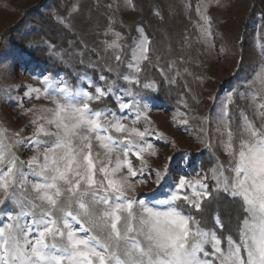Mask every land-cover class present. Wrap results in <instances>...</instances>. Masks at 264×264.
<instances>
[{
  "label": "snow or ice",
  "instance_id": "1",
  "mask_svg": "<svg viewBox=\"0 0 264 264\" xmlns=\"http://www.w3.org/2000/svg\"><path fill=\"white\" fill-rule=\"evenodd\" d=\"M212 6H220V0H197L194 6L181 0L197 35L193 41L185 29L181 55L169 59L165 69L142 28L130 44L120 43L126 37L114 28L117 13L135 12V0L97 3L95 11L103 8L106 20L102 34L112 38L98 48L85 44L80 52L72 45L64 55L99 69L98 79L84 73L72 84L57 74L33 72L39 87L15 89L22 93L15 101L9 95L28 119L18 130L0 126V264H264V68L246 82L247 91L230 90L199 120L200 136L207 137L208 147H219L226 160L214 156L206 172L178 174L171 183L174 157L167 158L163 171L153 168L152 158H158L153 140L163 134L153 128L143 94L158 88L147 69L156 68L169 82L192 75L187 67L181 72L188 63L184 53L194 43L212 46ZM159 7L153 4L150 11ZM80 12L77 3L57 19L71 30L72 17ZM153 14L164 20L161 11ZM176 14L177 7L169 5V15ZM10 56L12 64L0 61V66L28 63L23 49ZM237 99L248 102L251 117ZM108 100L115 108L97 106ZM179 103L188 112L177 110L185 118L177 122L174 116L173 123L187 130L192 109L183 94ZM152 174L150 182L146 177ZM147 185L148 192L139 190ZM220 195L236 205L231 230L220 213L207 226V205Z\"/></svg>",
  "mask_w": 264,
  "mask_h": 264
},
{
  "label": "rangeland",
  "instance_id": "2",
  "mask_svg": "<svg viewBox=\"0 0 264 264\" xmlns=\"http://www.w3.org/2000/svg\"><path fill=\"white\" fill-rule=\"evenodd\" d=\"M42 1L0 0V41L5 30L22 21L25 12L34 9L37 5V12L52 18L65 29L57 17L67 16L71 6L79 3L81 12L73 15V26L67 31L78 39L80 47L75 42L64 46L54 44L49 39H41L29 43L23 49L25 59L28 61L27 65L0 66V126L9 130H18L27 123L28 118L20 115L21 109L14 102H10L8 97L10 95L13 101L20 99L22 93L18 95L15 89L24 85L31 84L39 87L33 72L37 75L41 71L57 74L59 78L67 79L72 84L77 83L76 77L84 73L89 78L98 79L99 69L93 71L81 65L79 56L70 57L64 53L71 51L72 45H76V52L83 50L85 44L90 48H98L101 40L112 38L104 37L102 34L103 25L106 23L104 16L101 15L103 8L100 12L94 9L97 3L104 5L109 0H45L41 5ZM135 2L137 4L135 12L122 8L117 13L118 22L114 28L126 37L120 43L130 44L138 35L136 29L142 28L151 38L156 53L161 57L159 66L166 69L169 59L181 55L180 42L185 29L192 34L193 41L196 39V29L192 28L188 19L185 18L181 0H135ZM189 2L194 6L197 0H189ZM153 4L159 5V9L150 11ZM169 5L177 7L176 15H169ZM157 10L164 16L163 21L153 14ZM209 14L213 20L212 46L194 43L192 48L185 50L184 53L188 63L181 65V72L183 67H187L192 75L182 74L175 82H169L154 67H148L146 72L149 79L156 81L158 88L143 94L148 98L151 108L149 115L154 121L153 128L163 134L160 140H153L158 158L153 157L152 163L153 168L159 167L163 171L161 166L169 163L167 158L174 157L170 162L171 172L168 175V183H171L178 174L193 175L196 171L206 172L214 164V156L226 160L219 147L215 145L208 147L207 137L200 136L199 120L206 116L209 110L214 112L216 106L225 99L230 90L247 91L246 82L254 76L258 67L264 68V56L260 54L264 50V0H220V6L210 7ZM193 19H195L194 13ZM97 24L101 29L99 35L96 34ZM40 32L39 26L29 20L25 21L24 35L37 36ZM5 46L0 52V61L12 64L10 52L22 48L17 47L14 39L6 40ZM91 59L97 61L95 55H92ZM152 60L156 63V55L152 56ZM87 62L88 57L85 56V64ZM172 75L174 73L169 74L170 77ZM5 89L9 91L6 93ZM182 94L192 109L188 113L190 123L186 126L187 130L185 126L173 123L174 116L177 122L185 118L179 115L177 110L180 113L188 112L179 103ZM107 102V105L97 106L114 108L112 105L115 106V104L111 100ZM32 103L40 104L47 101L33 100ZM236 104L251 117L247 101L237 99ZM25 106L31 105L25 101ZM233 114L237 116L240 114L235 106H233ZM27 131L30 132L31 129ZM146 179L150 182L154 181L155 175H149ZM149 187L150 185L142 186L139 190L148 192ZM216 213L218 212H214V215ZM223 222L227 230L234 227L233 222H230L229 226L224 218Z\"/></svg>",
  "mask_w": 264,
  "mask_h": 264
},
{
  "label": "trees",
  "instance_id": "3",
  "mask_svg": "<svg viewBox=\"0 0 264 264\" xmlns=\"http://www.w3.org/2000/svg\"><path fill=\"white\" fill-rule=\"evenodd\" d=\"M44 2L45 0L40 2V4L42 5ZM37 6L34 9H30L27 12H25V15L22 21H20L18 24L12 26L11 28L3 32L1 36V41H0V52L6 47L5 42L8 39H14L17 47H20L22 49L26 48V46L29 43L35 42L41 39L42 40L49 39L54 44H62L64 46H68L69 43L75 42L77 46L80 47V42H78V39L74 35H72L70 32H68L63 27L59 26L52 18L47 17L37 12ZM27 20L31 21L33 24L41 28L40 34H38L37 36L24 35V23ZM92 74H95V72H92ZM161 84H163V81H161ZM112 107L115 108V106L113 105ZM235 208H236V205L229 198L222 196V195L218 196L217 199L210 201L207 205V211L205 213V216H206L205 218L209 221L207 226H212L211 219H212V216L214 215V212L216 211L222 215L224 220H226V223L228 224V226L230 222L234 223V220L230 219V217L235 212ZM185 210L187 211L188 209H185Z\"/></svg>",
  "mask_w": 264,
  "mask_h": 264
}]
</instances>
